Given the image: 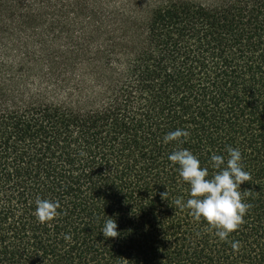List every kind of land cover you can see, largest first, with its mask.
I'll list each match as a JSON object with an SVG mask.
<instances>
[{"label":"trees","instance_id":"16d2710c","mask_svg":"<svg viewBox=\"0 0 264 264\" xmlns=\"http://www.w3.org/2000/svg\"><path fill=\"white\" fill-rule=\"evenodd\" d=\"M229 146L249 207L220 241L168 155L211 177ZM0 264H264V0H0Z\"/></svg>","mask_w":264,"mask_h":264},{"label":"clouds","instance_id":"9594fccd","mask_svg":"<svg viewBox=\"0 0 264 264\" xmlns=\"http://www.w3.org/2000/svg\"><path fill=\"white\" fill-rule=\"evenodd\" d=\"M189 133L184 129H176L163 137V143H183ZM183 138V140L181 139ZM227 160L217 154L210 156V166L217 169L209 177L207 167H201L199 159L188 149H178L168 155V160L178 168L179 178L189 185V197L186 201L175 200V205L181 209H188L189 215L197 222L203 219L207 225L215 230V236L220 241H228L229 235L238 229L243 222L249 205L241 200L238 189L251 179L248 172L243 170L242 154L238 148H227ZM164 198L167 192L163 193ZM58 203L37 198L35 200L34 217L38 223L45 224L57 215ZM101 233L104 238L118 236L116 220L105 221ZM65 240L71 237L65 235ZM234 251L239 250V242L232 241Z\"/></svg>","mask_w":264,"mask_h":264}]
</instances>
